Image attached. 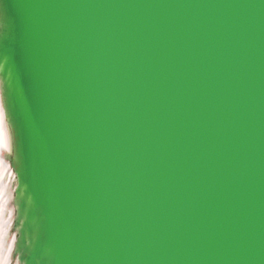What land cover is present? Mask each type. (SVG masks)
Returning <instances> with one entry per match:
<instances>
[{"label": "water", "instance_id": "1", "mask_svg": "<svg viewBox=\"0 0 264 264\" xmlns=\"http://www.w3.org/2000/svg\"><path fill=\"white\" fill-rule=\"evenodd\" d=\"M0 264H264V0H0Z\"/></svg>", "mask_w": 264, "mask_h": 264}]
</instances>
